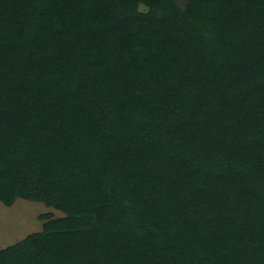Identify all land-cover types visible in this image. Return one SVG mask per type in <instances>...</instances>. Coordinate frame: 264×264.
<instances>
[{"label":"trees","instance_id":"trees-1","mask_svg":"<svg viewBox=\"0 0 264 264\" xmlns=\"http://www.w3.org/2000/svg\"><path fill=\"white\" fill-rule=\"evenodd\" d=\"M17 198L0 264H264V0H0Z\"/></svg>","mask_w":264,"mask_h":264},{"label":"rangeland","instance_id":"rangeland-1","mask_svg":"<svg viewBox=\"0 0 264 264\" xmlns=\"http://www.w3.org/2000/svg\"><path fill=\"white\" fill-rule=\"evenodd\" d=\"M139 9L145 10L146 7L141 4ZM63 215L60 210L41 201L17 198L9 206L0 202V248L19 241L30 233L40 231L43 223L49 218Z\"/></svg>","mask_w":264,"mask_h":264},{"label":"crops","instance_id":"crops-1","mask_svg":"<svg viewBox=\"0 0 264 264\" xmlns=\"http://www.w3.org/2000/svg\"><path fill=\"white\" fill-rule=\"evenodd\" d=\"M1 202V201H0Z\"/></svg>","mask_w":264,"mask_h":264}]
</instances>
